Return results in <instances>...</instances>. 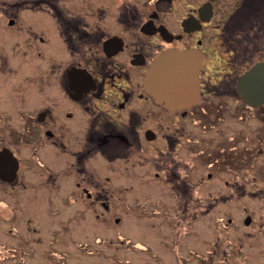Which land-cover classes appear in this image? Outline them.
Wrapping results in <instances>:
<instances>
[{
  "label": "flooded vegetation",
  "instance_id": "af4514ba",
  "mask_svg": "<svg viewBox=\"0 0 264 264\" xmlns=\"http://www.w3.org/2000/svg\"><path fill=\"white\" fill-rule=\"evenodd\" d=\"M167 49L196 62L190 103L145 87ZM258 63L260 79L264 0H0V160H17L0 182L24 208L0 264H71L66 241L96 254L75 235L96 242L98 227L124 221L152 238L132 264H244L240 247L221 244L230 215L214 218L212 248L188 244L209 207L238 211L241 195L264 190V87L250 103L240 88ZM38 198L47 215L27 210Z\"/></svg>",
  "mask_w": 264,
  "mask_h": 264
},
{
  "label": "rangeland",
  "instance_id": "374dc122",
  "mask_svg": "<svg viewBox=\"0 0 264 264\" xmlns=\"http://www.w3.org/2000/svg\"><path fill=\"white\" fill-rule=\"evenodd\" d=\"M24 169L25 166L22 164V173ZM24 181L23 179L21 180V182ZM9 189L8 186L0 182V241H5L7 243H10L9 241L11 240L9 238L10 236L4 230L10 224V218L13 215L21 214L24 209L23 206L14 204L12 201V190ZM210 192L215 194L216 191L208 188L206 191H203V194L206 196ZM130 193V199L135 203L136 196H132V192ZM243 206H246L248 213L255 219L250 225H244L242 223V217L244 216ZM29 208L32 209L31 213L33 215H47V211L45 207H43L44 209L42 208V201H40L39 198L28 206V211L30 210ZM52 211L54 213L55 208ZM132 211L136 213V208H133ZM226 211L231 212L227 213ZM60 212H66V209L61 208ZM119 213L122 214L123 212ZM129 214L134 215V212ZM216 215H223L224 217L230 215L233 217L232 222L228 223L225 229L221 244L224 247L232 249L240 247L244 251L242 259L244 260V264H264V223L261 222L263 227L258 225L260 220L264 221V190H256L253 193L241 195L238 211L230 207H223V209L209 207L208 210L200 216V219L198 218L199 220L192 224L190 244H188V247L197 251H203L204 249L202 248H212L213 242L217 236L216 223L214 222ZM121 224V226L118 224L116 227L113 225L111 229H103L105 228L104 226L101 228L97 226L98 229L95 228V237L98 236V239H100H96V242L92 238L93 235H85L82 231H79L80 233L75 235L77 240L80 242L88 241L89 246L99 251H96V254L86 255L69 241H66L67 243L64 245V262L71 264H132L139 261L141 253L137 251V241L143 243L146 242L147 239L151 241L152 238H146V236H144V230L141 225L138 227L134 225L132 221H124ZM151 230L154 231L155 228ZM119 233L122 235V238H128L129 242L121 243V239L117 237ZM238 255L237 253L236 258L240 259ZM232 258L234 259L235 257L229 256L230 261H232ZM1 263L14 264L6 257L1 260Z\"/></svg>",
  "mask_w": 264,
  "mask_h": 264
},
{
  "label": "water",
  "instance_id": "95a60500",
  "mask_svg": "<svg viewBox=\"0 0 264 264\" xmlns=\"http://www.w3.org/2000/svg\"><path fill=\"white\" fill-rule=\"evenodd\" d=\"M261 63L254 65L240 78L242 98L250 103V98L258 96L260 87H264V76L257 79L255 72L263 71ZM196 62L191 59L190 52L167 49L157 55L146 70L144 82L146 89L154 96L165 101L166 105L190 103L196 97L195 84ZM256 80L253 85H248ZM176 103V104H177ZM2 159V158H1ZM0 160V179L10 181L15 175L17 160L11 163Z\"/></svg>",
  "mask_w": 264,
  "mask_h": 264
}]
</instances>
